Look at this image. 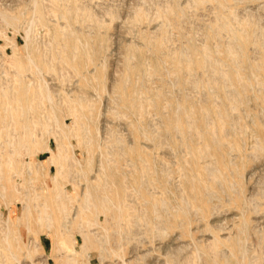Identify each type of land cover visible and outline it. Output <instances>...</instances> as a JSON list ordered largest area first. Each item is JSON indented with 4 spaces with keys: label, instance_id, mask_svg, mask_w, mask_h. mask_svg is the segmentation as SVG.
<instances>
[{
    "label": "rangeland",
    "instance_id": "rangeland-1",
    "mask_svg": "<svg viewBox=\"0 0 264 264\" xmlns=\"http://www.w3.org/2000/svg\"><path fill=\"white\" fill-rule=\"evenodd\" d=\"M263 215L264 0H0V264H264Z\"/></svg>",
    "mask_w": 264,
    "mask_h": 264
},
{
    "label": "bare ground",
    "instance_id": "bare-ground-1",
    "mask_svg": "<svg viewBox=\"0 0 264 264\" xmlns=\"http://www.w3.org/2000/svg\"><path fill=\"white\" fill-rule=\"evenodd\" d=\"M177 130V129H176ZM212 135V134H211ZM206 165V164H205ZM209 166V165H208ZM205 167V166H204ZM207 168V167H206ZM211 170V169H210ZM208 173V172H207ZM143 183V182H142ZM140 185V184H139ZM180 188V187H179ZM181 191V190H180ZM156 192V191H155ZM89 193H87V196H89L88 195ZM127 194V193H126ZM135 194V193H134ZM131 195V194H130ZM132 196V195H131ZM101 197V196H100ZM85 198H87L86 196H85ZM126 198V197H125ZM129 199V198H128ZM134 199V198H133ZM84 200V199H83ZM85 200H87L88 201V199H85ZM160 200V199H159ZM87 201H85V202H87ZM130 202V201H129ZM161 203V202H160ZM186 203V202H185ZM255 203V202H254ZM84 204V203H83ZM89 204V203H88ZM258 204V203H257ZM87 205V204H86ZM92 205V204H91ZM123 205V204H122ZM83 206V205H82ZM84 207H86V206H84ZM88 207V206H87ZM86 207V208H87ZM186 207V206H185ZM25 208V207H24ZM61 210H65L66 208L63 206L62 208H60ZM132 209V208H131ZM166 210V209H165ZM164 210V211H165ZM69 211V210H68ZM74 211V210H73ZM79 211V210H78ZM140 211V210H139ZM187 211V210H186ZM80 212V211H79ZM74 215V214H73ZM264 216V215H263ZM71 219V218H70ZM161 225V224H160ZM159 225V226H160ZM147 226V225H146ZM68 227V226H67ZM156 228V227H155ZM160 228V227H159ZM164 228V227H163ZM67 230V229H66ZM88 232H90V231H88ZM94 235V234H93ZM177 236V235H176ZM228 238V237H227ZM85 239H86V236H85ZM237 240V239H236ZM86 241H88V240H86ZM172 243V242H171ZM85 247V246H84ZM87 248V247H86ZM86 250V249H85ZM221 255H223V254H221ZM68 257V256H67ZM220 258V257H219Z\"/></svg>",
    "mask_w": 264,
    "mask_h": 264
}]
</instances>
